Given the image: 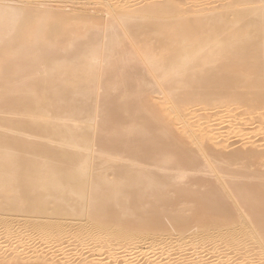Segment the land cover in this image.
Listing matches in <instances>:
<instances>
[{"label": "bare ground", "instance_id": "obj_1", "mask_svg": "<svg viewBox=\"0 0 264 264\" xmlns=\"http://www.w3.org/2000/svg\"><path fill=\"white\" fill-rule=\"evenodd\" d=\"M130 3L0 0V233L123 237L151 252L164 221L171 240L217 225L255 236L264 254V0ZM19 90L27 113L15 108ZM225 117L233 128L210 136ZM44 259L32 262L70 261Z\"/></svg>", "mask_w": 264, "mask_h": 264}, {"label": "rangeland", "instance_id": "obj_2", "mask_svg": "<svg viewBox=\"0 0 264 264\" xmlns=\"http://www.w3.org/2000/svg\"><path fill=\"white\" fill-rule=\"evenodd\" d=\"M133 3H134V0H131V3L128 5H132ZM25 61L26 60L23 61L22 59H20L19 63L20 62L25 63ZM6 65H9V64L6 63ZM6 65L4 64V67H5L4 70L9 69V67L11 69V66H8L6 68ZM4 70H3V75L5 76V74H6L5 78L7 77L9 79L8 81H11V77L14 76V72H13L14 70H9V71L6 70V71H8L7 73H5ZM39 73L41 74V71L37 72L35 74H39ZM33 76L34 75H32L31 78H28L29 82L31 81V83L33 81H35L34 77L36 75L34 77ZM12 80H14L13 77H12ZM22 84L23 83H21V86H22ZM28 84L24 83V85H23L24 87L23 88L21 87V88L24 90L29 89V88H25V87H27ZM5 88L7 89V87H5ZM8 89L10 90V88H8ZM7 90H5V91H7ZM24 90H22V91L19 90V92H20V93L18 92L19 95L15 96L16 95L15 94L13 97V102L16 105L15 108L17 107L16 110H18L17 111L18 113H23V112L27 113L30 110V107L32 106V100L28 101L26 93H25L26 91H24ZM8 91H7V93L10 92V91L9 92ZM4 93H6V92H4ZM18 104H20V105H18ZM73 104H74V102H73ZM73 104H71V105H73ZM122 104H123L122 102L117 103L116 105H114L115 107L114 106L113 107L115 109H117V108H120V105H122ZM108 107L109 106H107L106 109H108ZM109 108H110L109 110H105V111L106 112L113 111L111 107H109ZM74 111L75 110H73L72 113ZM2 112H3V110L0 112V131L1 132L3 131L2 129H4V120H5L4 118L6 117V114H4V112L3 113ZM18 113H15V114H18ZM81 115H82L81 113H78L77 118H81L80 117ZM101 115L102 114H98V117ZM9 116H11V115H9ZM19 116L14 117V115H13L11 117H13L12 119L15 118L16 121H18V120H21V117H19ZM99 118H97V119L99 120ZM225 118L226 119H224L222 121V125L220 126V130L214 131L212 134H210V136L218 135L217 133H219V132H220V134L222 132L224 133V131H227L228 129L233 128V125H234L233 119H230V118L228 119V117H225ZM219 121L220 120L217 119V117L215 119H211V122L214 124L219 123ZM34 126H36V123L34 124ZM231 126H232V128H230ZM221 128H222V130H221ZM252 135L254 136V132ZM221 138H220V140H222V141L224 140L225 144L227 143L228 146H229V144L234 142V139H227L225 137V134L222 135ZM260 138H261L260 136L256 137V139H260ZM238 139H240V138H238ZM242 139H243V137H242ZM263 143L264 142H262V145H264ZM229 149L227 148L226 150L229 151ZM122 163H125V162H122ZM118 164H119V162H118ZM198 176H201V174H199ZM202 177H197L196 180H198V178L200 179ZM208 179H209V177L207 178V180ZM209 185L210 184H207V186L203 187L202 192H206L209 189L208 188ZM117 220H118V218L116 216L111 217L112 223H114V222L116 223ZM161 224L151 228V232H152V233L150 232L151 233V243L155 245L154 246L155 248L153 250H151V252H150V250L148 251V248H146L149 246L148 244H140L139 245V243L137 242V239H135L132 242L129 241V243H128V242L123 240V237H117V238L110 237L106 243L96 244V245L92 242H86V243L79 244L78 242L70 241V242L66 243V242H64L65 240L61 241L59 236L56 234L51 233L49 235H43L40 232H37L32 227L19 225L17 227L9 228V233H11L10 237H8V235H6V234L2 235L0 233L1 234L0 238L2 239V240L0 239V258L2 259V260L1 259L0 260L3 262V258H5L7 256L11 257V256H14L16 253L21 252L23 254H21L20 258L18 260H13V261L9 262V264L10 263L11 264H15V263H17V264H34L32 261H35V263H36L37 260H35V259H38V257H40V258L44 257L45 259L50 257V259H52L55 263L56 262L64 263V260H65V262H68L70 260L66 264H70L72 261H75V259H78V260L82 259L79 261L77 260L75 264H78V263L79 264L80 263L92 264V263H97V262H98L97 264H123V263L124 264L125 263H130V264L131 263L132 264H136V263L140 264L141 263L142 264V263H145V261L147 262L148 260H149L148 262L153 261V260L156 261L155 264H174V263L175 264H177V263L183 264L185 262H186L185 264H192L193 262H196L199 259H201V260L203 259L204 261H206V263H208L210 261V264L212 261V264H214L215 262H213V260L217 262V258H218V261L220 260L222 262V264H264V254L258 248L259 245L257 244L258 238L256 239L255 236L254 237L253 236L247 237L248 236L247 234L242 235V232H241L242 229L241 230L237 229L236 234H234L235 235L234 236L233 234L228 233L227 230H224V229H227L225 227H219L217 225L215 226L216 228H214V226L213 227L211 226L212 228H210V226H204V227L199 226L198 228H200V227L201 228L198 229L196 226H194V224H191L189 226V228L194 229L197 232L194 231L193 232L194 234H193L192 231H189V228H188L186 230V232H184L181 236L175 237L177 240L175 238L171 240L170 234L174 231V228H170V229L166 228L167 226L169 227V225L167 224L166 221L162 222ZM1 226L2 225L0 224V228H1ZM192 226H194V227H192ZM188 231L190 232V234L188 233ZM4 235H6V236H4ZM159 235H161V236H159ZM259 235H262V234H259ZM233 237L237 241L234 240ZM51 244H54L55 248L53 250L52 255L49 257H46V255H44L45 254V248H46V246L51 245ZM67 245H71L70 253L67 255V257L64 260H63V258H58L57 257L58 251L63 249V247H65ZM137 246H138V249L135 250V247H137ZM133 248H134V250H133ZM16 249H18V251L15 253L14 250H16ZM42 259L40 260L41 262H42ZM83 260H84V263H83ZM1 261H0V264L2 263Z\"/></svg>", "mask_w": 264, "mask_h": 264}]
</instances>
